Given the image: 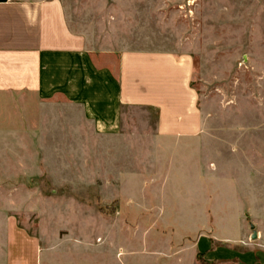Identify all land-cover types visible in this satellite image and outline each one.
<instances>
[{
  "label": "rangeland",
  "instance_id": "rangeland-1",
  "mask_svg": "<svg viewBox=\"0 0 264 264\" xmlns=\"http://www.w3.org/2000/svg\"><path fill=\"white\" fill-rule=\"evenodd\" d=\"M61 1L92 48L189 53L204 128L160 138L125 108L106 149L64 100L3 96L0 214L80 264H264V0Z\"/></svg>",
  "mask_w": 264,
  "mask_h": 264
},
{
  "label": "crops",
  "instance_id": "crops-1",
  "mask_svg": "<svg viewBox=\"0 0 264 264\" xmlns=\"http://www.w3.org/2000/svg\"><path fill=\"white\" fill-rule=\"evenodd\" d=\"M194 73V58L186 52L92 48L71 28L61 0H0V98L19 94L26 111L29 98H60L52 106L76 113L68 123H84L83 131L104 140L106 149L108 140L123 137L125 108L154 110L157 137L198 136L205 121ZM78 127L74 133H81ZM96 249L106 250L90 251ZM58 251L11 213L0 214V264H80L60 260ZM99 263L109 264L105 253Z\"/></svg>",
  "mask_w": 264,
  "mask_h": 264
}]
</instances>
